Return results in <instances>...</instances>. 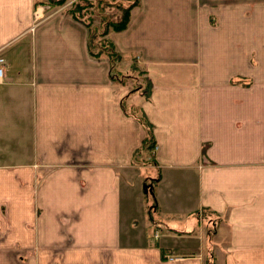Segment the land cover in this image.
Wrapping results in <instances>:
<instances>
[{
    "label": "crops",
    "instance_id": "0c3cea01",
    "mask_svg": "<svg viewBox=\"0 0 264 264\" xmlns=\"http://www.w3.org/2000/svg\"><path fill=\"white\" fill-rule=\"evenodd\" d=\"M136 1L0 0V264H264V0Z\"/></svg>",
    "mask_w": 264,
    "mask_h": 264
},
{
    "label": "rangeland",
    "instance_id": "374dc122",
    "mask_svg": "<svg viewBox=\"0 0 264 264\" xmlns=\"http://www.w3.org/2000/svg\"><path fill=\"white\" fill-rule=\"evenodd\" d=\"M134 2L135 0H36L34 12H38L41 18L56 12L75 16L86 26L90 49L94 52L102 49L105 54H108L106 48L110 50V47L105 46V41H108L107 35L111 31L114 32L112 26L122 21L127 7ZM248 13L250 24L245 22V28L248 27L245 30L251 32L252 15L250 16L251 11ZM118 59L120 60L121 57L119 56ZM120 63L121 67L128 64L125 61ZM147 190H149L148 187ZM143 199H150L149 192L143 195Z\"/></svg>",
    "mask_w": 264,
    "mask_h": 264
},
{
    "label": "trees",
    "instance_id": "16d2710c",
    "mask_svg": "<svg viewBox=\"0 0 264 264\" xmlns=\"http://www.w3.org/2000/svg\"><path fill=\"white\" fill-rule=\"evenodd\" d=\"M136 0H135V2L133 3V4H131V5H129L128 7H127V9H126V11L124 12V14H123V17H122V21L120 22V23H118L117 25H113L112 26V29L114 30V31H121V30H123V29H125L126 28V26H127V24H128V22H129V19H130V8L134 5V4H136ZM74 18H76L75 16H74ZM105 46H109L110 47V50H108V48H106V50H107V52H108V54H107V56H108V58H110V60H116V59H118L119 58V55L114 51V49H113V46H112V44L111 43H108V42H106L105 41ZM112 47V48H111ZM102 48H104V47H102ZM105 50V49H104ZM105 50V51H106ZM103 50L102 49H100L99 51H97V53L98 52H102ZM104 52V51H103ZM146 87H147V89H148V85H146Z\"/></svg>",
    "mask_w": 264,
    "mask_h": 264
},
{
    "label": "built area",
    "instance_id": "2783aa9c",
    "mask_svg": "<svg viewBox=\"0 0 264 264\" xmlns=\"http://www.w3.org/2000/svg\"><path fill=\"white\" fill-rule=\"evenodd\" d=\"M34 15L36 17H39L38 12H34ZM6 80V77L4 75V58L0 56V83H3ZM158 236L157 231L154 233V238ZM169 259H172L174 257L168 256Z\"/></svg>",
    "mask_w": 264,
    "mask_h": 264
}]
</instances>
